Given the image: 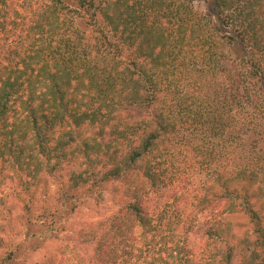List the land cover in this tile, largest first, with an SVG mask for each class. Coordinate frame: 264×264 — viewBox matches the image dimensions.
Returning a JSON list of instances; mask_svg holds the SVG:
<instances>
[{
	"label": "trees",
	"instance_id": "1",
	"mask_svg": "<svg viewBox=\"0 0 264 264\" xmlns=\"http://www.w3.org/2000/svg\"><path fill=\"white\" fill-rule=\"evenodd\" d=\"M7 1L0 169L79 165L58 183L63 204L81 185L117 183L116 207L79 233L85 260L35 264H264L253 202H264V153L252 138L264 128V0H23L22 20ZM48 215L51 228L57 209ZM1 249L0 264H15L0 233Z\"/></svg>",
	"mask_w": 264,
	"mask_h": 264
},
{
	"label": "rangeland",
	"instance_id": "2",
	"mask_svg": "<svg viewBox=\"0 0 264 264\" xmlns=\"http://www.w3.org/2000/svg\"><path fill=\"white\" fill-rule=\"evenodd\" d=\"M28 7L29 5L23 3V0H8L6 5L2 6L7 11L6 14H10L16 20H22L26 14H29ZM14 10L17 11V15ZM252 138L264 153V128ZM77 157L79 161L81 155L77 154ZM182 159L180 154L178 165L184 163ZM65 167L56 172V176L44 173L25 176V171L22 172L9 163H4L1 167L0 233L5 235L11 246L18 247L15 264H35L51 254H56V260L60 259L68 263L85 260L91 253V246L86 241L82 242L83 238L79 233H82L83 229H89L86 227V222H95L116 207L117 183L115 182H103L93 186L81 185L75 188L74 197L67 204L58 201V183L67 182L71 169H80L79 165ZM203 182L204 177L198 175L194 178V185H189L181 191L187 189V192H190L193 188L197 189L201 186ZM232 185L239 188L240 182ZM194 193L196 191L186 193L185 205L189 210L195 203L191 198ZM253 202L255 209L264 217L263 200L255 198ZM55 209L58 217L51 222L50 228L45 223L49 222L48 214ZM231 220L237 232L244 231L249 226L248 219L242 211H235L231 215ZM201 233L195 232L191 235L196 257H200V252L204 248L205 236Z\"/></svg>",
	"mask_w": 264,
	"mask_h": 264
}]
</instances>
